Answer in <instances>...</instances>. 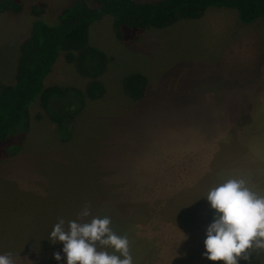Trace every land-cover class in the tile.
Wrapping results in <instances>:
<instances>
[{
	"label": "rangeland",
	"instance_id": "obj_1",
	"mask_svg": "<svg viewBox=\"0 0 264 264\" xmlns=\"http://www.w3.org/2000/svg\"><path fill=\"white\" fill-rule=\"evenodd\" d=\"M38 1L47 5L40 18L54 24L60 10L76 0L25 3ZM34 19L27 8L0 13L1 82L14 80L18 47ZM112 21L105 15L90 25L89 43L110 58L101 76L104 94L82 100L72 90L61 98L65 107L59 113H73L62 132L70 133L68 139H59L57 125L35 100L30 122L13 126L3 141L5 153L18 152L0 160V254L10 253L14 264H64L62 252L60 261L53 258L62 242H50L48 234L59 219L67 225L86 205L84 193L62 197L60 186L80 181L96 189L101 182L100 190L91 193L95 197L86 196L93 210L92 199L95 204L108 194L103 185L121 181L131 184L135 203L96 210L98 216L113 218V231L127 236L133 264H222L201 254L214 211L203 196L230 178L243 179L264 195V167H245L257 155L246 140L264 95V82L258 79L264 18L248 25L238 21L235 9L210 6L199 18L150 27L133 44L116 39ZM249 32H256L252 41L237 38ZM244 40L248 45H241ZM237 43L236 51L230 49ZM133 72L148 78L141 99L130 98L122 88L123 77ZM255 81L261 86L246 83ZM43 82L81 90L87 79L60 51ZM249 251L250 264H264V249Z\"/></svg>",
	"mask_w": 264,
	"mask_h": 264
},
{
	"label": "trees",
	"instance_id": "obj_2",
	"mask_svg": "<svg viewBox=\"0 0 264 264\" xmlns=\"http://www.w3.org/2000/svg\"><path fill=\"white\" fill-rule=\"evenodd\" d=\"M91 1L92 3H87L85 0H76L63 7L58 14L57 23L51 24L40 18L47 6L44 1L34 2L27 6L25 0H0V13H21L27 8L28 12L35 16L28 34L18 47L14 80L11 83L0 81V160L18 152V150H10L7 154L2 149V144L13 126L22 121L26 125L30 122L29 107L35 100H38L50 120L57 125L56 135L65 141L70 133L64 136L63 134L66 133H62L63 127L72 122L73 113H69L67 109L65 113H59L60 108L64 106L62 103L65 102L62 101V96L68 95V91L72 90H75L82 100L84 98L96 99L104 94L105 87L101 76L106 72L110 58L104 51L89 43V35L90 25L105 15L113 16L112 28L116 39L125 44L137 42L150 27L163 28L174 24L179 19L199 18L210 6L235 9L238 21L245 24L258 18H264V0ZM60 51L63 52L64 59L73 63L77 72L87 79L84 89L57 84L44 85V78L51 71ZM231 83L240 84L239 82ZM246 83L260 87L262 82ZM148 84V78L144 73L133 72L123 77L122 88L130 98L141 99L147 93ZM78 110L80 107L76 109L74 115ZM120 182L103 185L102 192L108 194L104 197L100 195L95 204L92 199L91 205L95 206L93 210H90L89 216L100 215L96 210L98 208L117 209L120 206L125 208L129 202L135 203V197L130 192L131 184ZM101 184L97 182L95 189L91 182L83 184L80 181H71L67 186L60 187L63 190L62 197L84 193V204L87 206L86 196L95 197L91 193L100 190ZM120 184L119 189L116 186ZM115 197L117 199L113 201ZM109 200L112 202H108ZM54 213H56L55 209L52 210V216ZM62 217H64L63 214ZM87 217L77 216L76 219L83 222ZM254 260L256 262L255 257Z\"/></svg>",
	"mask_w": 264,
	"mask_h": 264
},
{
	"label": "clouds",
	"instance_id": "obj_3",
	"mask_svg": "<svg viewBox=\"0 0 264 264\" xmlns=\"http://www.w3.org/2000/svg\"><path fill=\"white\" fill-rule=\"evenodd\" d=\"M203 197L214 211L205 227L201 254L222 264H240L241 260L250 264L249 250L264 249V195L252 191L243 179L230 178ZM89 215L88 206L79 213L80 217ZM110 225L107 215L83 222L69 220L67 225L59 219L48 234L50 242H62L61 251L53 252V258L60 261L62 252L64 264H133L127 236L117 234ZM0 264H14L11 254H0Z\"/></svg>",
	"mask_w": 264,
	"mask_h": 264
},
{
	"label": "crops",
	"instance_id": "obj_4",
	"mask_svg": "<svg viewBox=\"0 0 264 264\" xmlns=\"http://www.w3.org/2000/svg\"><path fill=\"white\" fill-rule=\"evenodd\" d=\"M255 33L256 32H249V34H245V36L244 35L242 36V34H238L237 36L239 37L237 38L239 39L247 38V39H251L252 41ZM245 43L248 45L246 40H244V42L241 43V45ZM235 44L232 47H230V49H232L233 51H236L237 46L239 45L238 43L237 45ZM260 78L262 82H264V64L261 66L260 75L258 79ZM255 82H259V81H255ZM257 102H258V105L255 107L254 116H253L254 122L252 123V129L254 131H253L252 136L246 140L247 143L252 141L253 144L250 143V147H252L253 150H256L257 155L255 156L254 159H250V161H252L251 163H248L247 165H245L246 169L248 168V166L250 168L251 167L256 168V166L264 167V95H261ZM227 111H228V106L224 107V109L221 110L220 112L223 115H225ZM230 115H231V112H230Z\"/></svg>",
	"mask_w": 264,
	"mask_h": 264
}]
</instances>
